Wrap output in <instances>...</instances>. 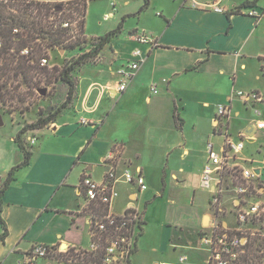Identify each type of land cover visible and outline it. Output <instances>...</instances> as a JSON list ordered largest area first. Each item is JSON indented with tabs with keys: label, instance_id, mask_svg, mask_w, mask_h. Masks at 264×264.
Returning a JSON list of instances; mask_svg holds the SVG:
<instances>
[{
	"label": "crops",
	"instance_id": "1",
	"mask_svg": "<svg viewBox=\"0 0 264 264\" xmlns=\"http://www.w3.org/2000/svg\"><path fill=\"white\" fill-rule=\"evenodd\" d=\"M33 1L60 4L69 0ZM93 1L87 0L86 3L84 33L88 39L104 36L124 20L122 29L99 53L100 70L87 71L81 77L75 110L63 113L47 127L26 135L25 139L36 137L33 145L25 147L30 153L29 163L14 172L12 181L0 197V217L8 232L7 237L0 240V264L17 262L20 255L35 243L67 249L88 247L80 243V233L85 232L89 244L87 220L80 213L83 204L79 193L80 181L86 175L100 182L109 169L106 159L113 149L118 150L114 160L117 172L140 170L147 186L145 191L139 192L136 186L117 183V197L109 208V212L115 215L133 209L143 216L141 234L130 264H135L136 256L145 253L144 243L153 239L156 231L158 244L149 251V264H172L160 261L168 254L167 248L173 249V255L176 252L181 254L175 264H206L208 255L203 250L199 234L204 229L205 217L210 224L208 198L207 206L202 205L204 209L202 207L200 219L194 210L192 218L184 225H177L173 217L161 208L173 182L199 185L192 191V197H196L207 156L206 143L199 150L201 162L196 171L185 174L180 168V179L175 173L168 174V159L175 150L183 160L191 153L182 136L187 121L181 116L178 106L182 110L190 100L201 106L205 110L203 118L213 132L211 138L218 137L215 134L218 106L227 107L226 128L234 137L230 120L231 115L240 116L239 110L233 112L236 99L246 109L253 108V117L234 138L246 136L245 131L250 126L254 128V135L260 132L251 124L254 120L264 121L254 118L255 113H261L258 105L255 108L252 101L244 103L234 92H258L264 96V89L255 84L264 80V53L259 47L264 42V0H149V7L141 13L143 0H136L135 13L122 15L115 28L101 29L98 36L92 37L88 34L86 17ZM109 1L112 11H117L121 0ZM246 2L252 4L243 7ZM128 3V0L123 2L124 5ZM214 6L224 12H215ZM150 9L155 12V26L144 24V16ZM251 9L262 14V18L257 20L247 16ZM107 16L105 14L104 18ZM129 20H134V27L126 28ZM142 32L154 39L155 48L133 39L135 34ZM124 35L127 40L123 44ZM107 47L110 52L105 58L103 52ZM135 49L141 50L143 61L126 90L121 94L105 93L106 88L115 89L122 80L119 71L132 62L131 55ZM152 85H156L157 94L151 93ZM153 102H156L155 107L158 103L163 104L164 111L156 109L161 104L154 109L151 106ZM116 104H120V109L115 108ZM141 104L150 107V114L144 116L143 129L141 126L134 129L127 110ZM82 120L88 124H81ZM202 128L199 117L193 124L197 139L202 138ZM145 129L146 133H153L158 142L167 133L179 137L166 148L164 162L160 163L159 151L146 155L140 146L146 143ZM135 139L141 142L131 152L128 145L137 142ZM251 139L253 137H248L244 153L254 156L246 149L247 145L257 141L258 136L254 141ZM10 140L15 143L14 138ZM261 146L258 149L261 150ZM15 154L14 161L8 160L1 167L0 172L6 176L0 175V188L8 172L23 160V153L22 157L18 150ZM181 257L185 258L183 262L179 261Z\"/></svg>",
	"mask_w": 264,
	"mask_h": 264
},
{
	"label": "built area",
	"instance_id": "2",
	"mask_svg": "<svg viewBox=\"0 0 264 264\" xmlns=\"http://www.w3.org/2000/svg\"><path fill=\"white\" fill-rule=\"evenodd\" d=\"M69 2L83 4L87 3V0H69ZM35 4L37 2L33 0H0V66L4 56L3 28L4 23L7 22V14L19 15L22 9H27L28 13L35 15ZM213 9L217 13L224 12L218 6H214ZM53 10L60 11L56 7ZM74 14L77 13H72V18L61 20L60 23L61 27L68 29L71 37L76 39V34L80 36V16L77 14L79 19L77 18L78 21H76ZM246 15L257 20L262 18V14L254 9L248 11ZM48 21L52 22V18H48ZM11 34L14 41H18L19 36L26 37V34L17 26L11 29ZM133 39L139 44L148 45L151 49L156 47L154 39L143 32L135 34ZM32 49V46L24 47L19 54L30 57L33 54ZM51 50L43 49V57L39 61L41 67H52L49 64ZM13 51L14 49L11 50ZM131 56L132 62L119 71L122 80L116 84L115 89L106 88L107 92L121 94L126 90L133 74L143 61L140 49H135ZM150 89L152 94H157L156 85H152ZM234 94L244 103L261 101V97L255 93L238 91ZM228 114L227 107L218 106L215 128L221 129L220 133H216L221 138V142L218 148L210 142L206 145L207 156L200 177V187L208 193L211 217L210 224L199 234L203 250L208 255L206 264H246L245 256L253 244L258 243L264 250V200L261 195L264 192V187L261 185L264 182V157L258 160L255 156L244 153L248 137L243 134L235 139L228 133L226 128ZM81 124H88V122L82 120ZM251 124L256 131H264V121L254 120ZM35 141L36 137L32 136L26 139V144L29 147ZM117 154L116 149L109 153L106 159L109 169L100 182L86 175L80 181L79 193L83 201L80 213L85 216L89 228L88 247L67 249L35 243L20 255L15 264H53V262L71 264L73 256L72 259L67 257L60 262L54 258L73 249H77L82 257L100 255V264H130L137 239L141 234L143 216L133 209L121 215H115L109 212V208L117 197L115 188L117 183L123 182L136 186L139 192L145 191L147 186L140 170L127 169L121 174L117 172L114 165ZM226 209H228V215L224 217ZM262 254L264 255V251ZM184 260L185 258L181 257L179 261ZM76 261L77 264H84L78 258ZM262 264H264V256Z\"/></svg>",
	"mask_w": 264,
	"mask_h": 264
},
{
	"label": "rangeland",
	"instance_id": "3",
	"mask_svg": "<svg viewBox=\"0 0 264 264\" xmlns=\"http://www.w3.org/2000/svg\"><path fill=\"white\" fill-rule=\"evenodd\" d=\"M125 0H121L118 6L117 11H112V6H110L109 0H94L92 3L89 4L88 10H87V17H86V24L88 26V34L92 37L98 36L101 32V29H110L115 28L117 25V22L120 21L121 16L127 13H135L137 11V1L136 0H128V4L124 5L123 2ZM38 2V1H33ZM43 3V2H42ZM56 5V4H51ZM8 12V11H7ZM66 11L65 13H67ZM105 14H108L109 16L105 17ZM153 10H149L145 16H144V24L147 26H155L157 24V21L154 19ZM16 17L18 15L14 14ZM74 18L76 21H78L79 16L77 14H74ZM78 18V19H77ZM119 18V19H118ZM101 23V25H100ZM134 20H129L126 23V28H132L134 27ZM127 30H125L126 33ZM127 34V33H126ZM76 38H78L77 34L75 35ZM262 36H264V30L262 32ZM39 40V39H38ZM127 37L126 35L123 36V44L126 43ZM72 42V41H71ZM79 45L73 49H63L64 52H60V50L52 49L50 52V59L49 64L52 67H47L46 73H48L50 76V80L47 83L43 82V77L41 75H37L36 73L33 74L32 72H29L26 76H21L19 73L10 74L6 77L5 81L4 78H0V87L3 90L7 91L6 95H2L0 97V118L3 122L2 126H0V171L3 164L8 163V160L14 161L16 159L15 151L20 152V157H22V152L18 148L16 143H12L10 139L14 138L16 134L22 129L24 126H29L35 124V122L38 120L39 117L47 118V117H53V116H61L63 113L67 111H74L75 107L78 105V98L80 94V89L78 88L81 77L85 74L87 71H99V55L90 57L87 62L84 64H81L77 68H75L69 75L68 79L72 82L74 87L73 96L70 100V102L67 104V107L60 110L59 113H56L58 107L66 100V94H67V83L63 80V68L68 67L69 64L74 63L78 58L82 57L87 59L88 54H91V52L94 50V45L96 44V41L91 42L87 39L86 41L82 42L79 41ZM38 43H41L42 48H50L47 45V42L45 40H39ZM70 42H65L64 46L68 45ZM74 43V42H73ZM260 52L264 53V42L259 46ZM51 49V48H50ZM129 49V47H127ZM110 52V49L107 47L104 50V57H108ZM66 66V67H64ZM94 76H97L94 75ZM246 84H251L249 82H246ZM258 84L260 89H264V80L261 82L255 83ZM39 89H46L47 92L45 96H42L38 93ZM2 92V91H1ZM105 93H107V90H105ZM257 96H260L261 102H254L253 104L256 105L255 108L261 110V113L257 115L255 113L254 118L264 120V96H261L257 93H255ZM120 100V99H119ZM156 102H153L151 106L154 107V109L161 103H158V105L155 107ZM263 104V105H261ZM159 107V108H158ZM156 109L158 111L163 112L164 111V105L161 104ZM168 107H170V103H168ZM116 109H120V104H116ZM150 107L146 106V104H141L140 106H136L135 108H130L127 110L128 115L131 118V121L133 122L134 129L138 126H141L140 128L143 129L145 127V124L143 122L144 116L147 114H150L148 112V109ZM254 108V109H255ZM236 110H239L240 116L234 117L231 115L230 120V130L232 132V135L236 138V133L243 129L248 120L253 117V108H245L242 106L240 101L234 100L233 101V112ZM178 111L180 112L181 116L186 119L187 123L184 127V131L182 133V136L184 137V140L187 143V147L190 148L191 153L190 155L183 159H180L178 156L179 153L175 152L170 156L169 165H168V174L175 173L178 176V179L182 177V174L179 172L180 168H183L185 174L196 171L200 162L201 157L198 154L200 148L203 147L204 144H208L211 140L216 148L219 147L221 138H211V135L213 134L212 129L210 128L209 123H207L204 120V114L205 110L202 109L201 106L193 104V101H189L185 104L183 109L178 106ZM147 112V113H146ZM200 117L201 124H203L202 128V138L197 139L195 130L193 129V124L195 125L196 121ZM204 117V118H203ZM217 130V134L221 132V129H215V132ZM35 129H30L27 132H25L21 138L23 139V142L25 143L26 135L33 133ZM147 132V129H145L144 133ZM216 134V133H215ZM146 143H141L140 146L144 148V152L149 153L153 155V153H156L155 151H159L161 153L160 155V163L164 162V159H166L167 150L166 148L169 147L171 144V141L178 140V136L175 134H169L167 133L165 135V138H162L161 142L157 141V138L153 133H146ZM258 136V139L256 142L247 145V152L250 154H254V156L260 160L264 157V131H260L257 134H253L251 137L255 140ZM209 137V138H208ZM134 138V137H133ZM137 141V139H135ZM141 141L137 142H130L128 147L129 150L132 152L135 146L138 145ZM263 145V147L261 146ZM27 146V145H26ZM259 146H261V150L258 149ZM17 149H16V148ZM165 149V150H164ZM259 152L260 154H258ZM257 155V156H256ZM259 155V156H258ZM1 176H6L5 174L0 172ZM261 184L264 187V182ZM199 186V185H197ZM196 185L190 184V182H185V184H176L175 182L172 183L168 187L170 189L169 194L165 197V199L162 201L161 208L164 210V212H168V215L173 217V221L177 222V225L186 224L187 220L192 218V213L194 210H196L197 219H200L201 213H202V205L205 204L207 206V198L208 193L198 187L196 192V197L193 198V188L197 187ZM262 199L264 200V192H262ZM260 195V196H261ZM198 205V206H197ZM207 208V207H206ZM204 209V207H203ZM228 209L225 210L224 217H226ZM231 221V219H230ZM209 225V224H207ZM207 225H204V228L207 227ZM141 239V238H140ZM80 243L81 245L87 246L88 241L86 237V233L83 234L80 233ZM158 244V236L157 231L156 235L153 239L146 241L144 243V254L146 255H138L136 256L134 262L135 264H149V251L151 247ZM198 245V244H197ZM173 249L167 248L168 254L165 255V259H160V261L169 262L172 264L177 263L178 258L181 256L179 252L172 254ZM262 251H264L262 248L259 247V244H253L251 249L247 252V255L245 256V262L248 264H262V258L263 254ZM77 249H73L68 253L60 254L59 256H56L54 259L60 261H64L67 257L73 258V261L71 264H77L76 259L82 260L86 256H81L80 253H78ZM82 252V251H80ZM172 252V253H171ZM164 255V254H163ZM186 255V254H185ZM73 256V257H72ZM78 256V257H77ZM158 256H162L160 253H158ZM88 258V256H87ZM16 262H12L10 264H15ZM53 264H56L53 262ZM67 264V263H64Z\"/></svg>",
	"mask_w": 264,
	"mask_h": 264
},
{
	"label": "trees",
	"instance_id": "4",
	"mask_svg": "<svg viewBox=\"0 0 264 264\" xmlns=\"http://www.w3.org/2000/svg\"><path fill=\"white\" fill-rule=\"evenodd\" d=\"M256 1V0H255ZM252 3L246 2L243 7L251 5ZM55 7H60V11L57 12L53 10ZM149 7V0H143V6L140 8V12L144 11ZM34 9L36 11L35 15L31 12L28 13L27 9H22L20 14L16 17L12 14H7L6 19L7 22L4 23L3 33H4V49H3V63L0 66V78H4V81L7 76L14 73H19L21 76H26L29 72L33 74L41 75L44 83H48L51 79L48 73H46L47 67H41L39 65L40 58L43 57V49L41 43H38L39 40H45L47 45L51 48H57V51L60 49H73L79 45V41H86V36L84 33V22H85V13H86V3L77 4V2H66L60 3L56 5H51L48 3H40L37 2L35 4ZM239 9H237L238 11ZM68 11L67 13H65ZM59 13H61L59 17ZM77 13L80 16V25H79V34L80 36L76 39H73L69 33L68 29H64L61 27V20H66L72 18L71 14ZM14 16V17H13ZM48 18H52V22L48 21ZM124 20H122L123 22ZM122 22L112 31L108 32L102 37L96 39H88L91 42H95L94 50L91 54H88V58H78L74 63L69 64L68 67L63 68V80L67 83V94L66 100L58 107L56 113H59L60 110L67 107V104L70 102L74 87L72 82L67 78L68 75L81 64L86 63L90 57L97 56L102 51L104 47H106L111 38L120 33L122 29ZM17 26L19 27L23 33L26 34V37L22 36L17 37L19 40L14 41L11 34V29ZM39 39V40H38ZM72 41V42H71ZM65 42H70L68 45L64 46ZM74 42V43H73ZM33 47V54L28 56H23L19 54V51L24 47ZM14 49L13 52L11 50ZM2 91V92H1ZM0 93L2 95H6L7 91L1 89ZM0 94V97H1ZM1 100V99H0ZM57 116L42 118L39 117L38 120L33 125L24 126L14 137V142L17 144L20 151L23 153V160L20 164L13 167L7 174V177L0 188V197L3 194V191L9 183L13 179V174L16 170L27 166L30 159V153L26 150V141L23 142L21 136L30 129H43L47 127L50 123L56 121ZM26 140V139H25ZM0 225L2 228V233L0 235V240H3L7 237L8 232L5 223L0 217ZM84 264H100V255H96V257L88 256L84 257L81 260ZM248 264V263H247Z\"/></svg>",
	"mask_w": 264,
	"mask_h": 264
},
{
	"label": "water",
	"instance_id": "5",
	"mask_svg": "<svg viewBox=\"0 0 264 264\" xmlns=\"http://www.w3.org/2000/svg\"><path fill=\"white\" fill-rule=\"evenodd\" d=\"M56 9L59 10L60 7H56ZM60 52L63 53L64 50L61 49ZM46 92H47L46 89H39V90H38V93H39L40 95H42V96H45ZM2 124H3V122H2V120H1V118H0V126H2ZM245 134H246L247 137H251V136L254 134V128H253L252 126L248 127L247 130L245 131ZM207 222H208V218L205 217V219H204V224L206 225Z\"/></svg>",
	"mask_w": 264,
	"mask_h": 264
}]
</instances>
